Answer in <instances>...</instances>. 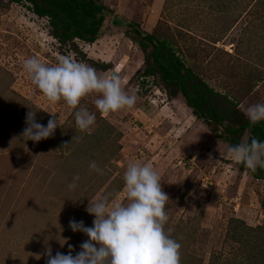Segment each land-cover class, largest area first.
Instances as JSON below:
<instances>
[{
	"label": "rangeland",
	"instance_id": "obj_1",
	"mask_svg": "<svg viewBox=\"0 0 264 264\" xmlns=\"http://www.w3.org/2000/svg\"><path fill=\"white\" fill-rule=\"evenodd\" d=\"M99 1L112 12L103 36L93 44L75 41L73 48L60 46L48 20L27 4L0 0V264H46L48 246L53 255L68 254L70 245L73 255L79 252L87 237L73 233L69 220L91 227L89 201L108 196L125 202L123 176L130 163L151 164L161 176L169 196L165 231L181 245L180 264H230L236 248L227 235L231 221L264 225V181L228 158L226 145L181 97H168L143 77V55L123 29L135 23L170 40L188 67L245 112L264 102V0ZM61 56L100 76L118 75L136 103L104 116L95 108L98 95L85 96L79 107L96 121L81 132L75 110L49 102L23 70L27 58L54 66ZM30 109L43 125L57 117L53 137L39 143L20 138ZM91 161L102 174L89 171ZM70 170L85 171L89 179L81 177L69 190L75 176Z\"/></svg>",
	"mask_w": 264,
	"mask_h": 264
},
{
	"label": "clouds",
	"instance_id": "obj_2",
	"mask_svg": "<svg viewBox=\"0 0 264 264\" xmlns=\"http://www.w3.org/2000/svg\"><path fill=\"white\" fill-rule=\"evenodd\" d=\"M23 70L49 102L62 101L75 110V125L81 132L90 130L96 121L95 114L79 107L85 96L98 95L95 108L104 116L131 108L137 100L135 94L130 95L122 88L118 75L100 76L93 67L70 57L61 56L54 66L42 63L37 57L27 58ZM36 114L31 109L26 113V127L20 134L24 142L49 139L60 127L55 115L43 125L37 122ZM245 115L251 125L264 122V102L248 106ZM227 156L251 171L264 168V141L253 138L250 142L231 145ZM88 167L90 172L102 174L95 161ZM79 180L78 174L73 176L69 190L77 188ZM123 180L125 202L108 196L89 201L85 211L94 217L92 226L74 218L68 225L73 233L87 237L80 244V251L73 255L75 250L70 245L68 254L53 255L48 246L46 264H180L181 245L165 231L169 219L165 205L169 196L162 190L159 172L148 163H130Z\"/></svg>",
	"mask_w": 264,
	"mask_h": 264
},
{
	"label": "trees",
	"instance_id": "obj_3",
	"mask_svg": "<svg viewBox=\"0 0 264 264\" xmlns=\"http://www.w3.org/2000/svg\"><path fill=\"white\" fill-rule=\"evenodd\" d=\"M4 1L27 4L35 16L48 20L50 36L60 46L71 44L73 48L75 41L93 44L99 40L104 34L107 19L112 16L111 10L99 0ZM117 23L114 25L117 26ZM123 34L136 44L143 55V77H151L159 88L167 92L168 97H181L192 115L227 148L241 142H250L253 138L264 141V122L251 125L237 103L210 88L194 72L193 67L187 66L170 40L157 38L154 33H147L138 24L130 22L124 24ZM104 69H110L109 65L104 66ZM92 138L97 139L96 147L102 145L96 136ZM240 168L244 169V165H240ZM70 171L80 178L89 179L85 171ZM252 175L264 181V168L258 167L252 171ZM231 223L232 233L228 232L227 235L236 248L232 252L230 264H264V225L248 227L242 220L235 219Z\"/></svg>",
	"mask_w": 264,
	"mask_h": 264
}]
</instances>
